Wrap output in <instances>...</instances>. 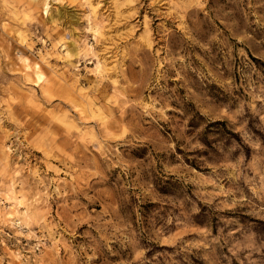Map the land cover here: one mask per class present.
<instances>
[{"label": "clouds", "instance_id": "1", "mask_svg": "<svg viewBox=\"0 0 264 264\" xmlns=\"http://www.w3.org/2000/svg\"><path fill=\"white\" fill-rule=\"evenodd\" d=\"M0 264H264V0H0Z\"/></svg>", "mask_w": 264, "mask_h": 264}]
</instances>
